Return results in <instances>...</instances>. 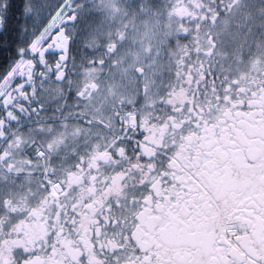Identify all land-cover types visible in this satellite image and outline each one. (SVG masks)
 Returning a JSON list of instances; mask_svg holds the SVG:
<instances>
[{"label":"snow or ice","instance_id":"snow-or-ice-1","mask_svg":"<svg viewBox=\"0 0 264 264\" xmlns=\"http://www.w3.org/2000/svg\"><path fill=\"white\" fill-rule=\"evenodd\" d=\"M0 264H264V0H0Z\"/></svg>","mask_w":264,"mask_h":264}]
</instances>
